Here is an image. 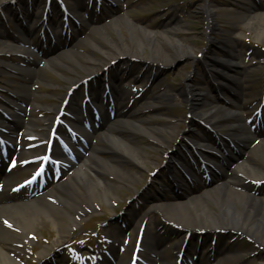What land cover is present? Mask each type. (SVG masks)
<instances>
[{
	"label": "bare ground",
	"instance_id": "bare-ground-1",
	"mask_svg": "<svg viewBox=\"0 0 264 264\" xmlns=\"http://www.w3.org/2000/svg\"><path fill=\"white\" fill-rule=\"evenodd\" d=\"M212 1L213 0H203L201 9L206 16L205 19L208 21L205 30L208 44L220 46L222 52L221 56L211 53L209 57H206L209 64L213 66V69H210H212L215 80L218 81L216 85H213V88H215V90L213 89L215 92L213 98L216 104L213 107L209 106L208 100L210 99V95L206 94L208 91L199 87H194L187 82L183 91L180 92L189 110V114L186 118L187 127H182L180 120L172 121L163 119L157 123H151L149 120L148 123V120L136 117L138 112L136 114H134L135 112L131 113L130 116H124L123 114L131 107L138 104L141 94L144 91L148 92L149 89H139L141 90L140 95L137 94L139 90H116L114 97L118 100L116 101L114 99L116 102L112 100V105H114L116 109L113 116H111V112L113 113L114 109L111 104H109V102L103 104V102L100 101L96 103V107H102L103 109L100 119L96 118L88 108L87 111L89 114L87 116L90 118L86 115L80 118L83 122H87L88 127H93L91 132H86L83 127L79 129L75 124L77 127L75 129H77L79 133H83L82 135L85 137V142L81 141L79 143L80 149H75L78 163L75 162L74 159H69L73 169L71 175L68 174L65 180L61 179L58 184H55L41 195L32 198L30 202H23L14 198L16 194H13L14 192L11 188L16 186L17 183L10 185L12 181L10 175L11 173H15L16 169L8 172L3 165L0 164V178H3L5 184L9 186L8 191L3 186H0V264H14L7 253L4 252H15L19 254L25 247L32 245L33 241L30 236L32 237V234L35 232V222L39 212L45 217H50L52 223L61 230L64 226L59 217L71 215L70 209H73L76 215L80 216L83 212L82 210L86 208V210H88L94 207L96 203H100L98 194L95 193V191L99 190L101 198L109 201L112 200L113 197L111 194L113 189H118L120 186L117 185L115 181L106 182L103 178L104 175L115 174L122 183L132 184L134 183L133 178L135 177L132 175H137L138 172H133L131 169L125 168L124 162L132 164L140 169L144 166L146 157L150 159L156 156V154H154L156 150L161 151L163 157L166 159L165 167H167V160L170 155L169 150L172 148L173 141L181 135L193 138L196 134L193 128L195 125L194 123L199 121L212 127L210 129L206 126L207 133H205L201 139L203 142L202 146H204L200 150L202 155H206L213 160H218L220 163L218 166H223V162H227L229 159L233 158L237 151L244 152L245 158L237 162L232 169H228L225 166L223 169H219V174L215 171L217 170L216 167H212L209 163L204 162L208 167L209 176L214 178L220 175V181H217L216 184L208 190L200 191L197 196L193 195L189 197L186 201H174L175 197H168L163 201L155 197L148 204L143 218H146L147 215L153 211L157 214L162 213L165 222H168L174 227L183 229L185 231V236L189 234L190 240L191 237L195 238L196 236H200L202 238L201 240H204L202 236L207 237V235L210 236L220 231H225L230 235H245L249 237L257 247H261L264 253V200L261 198V196L264 195V118L256 119L254 116L253 119H249L246 113L243 114L238 112V110L243 109L250 113L249 109H251V106L254 104L253 101L247 103L243 100L247 93L244 91V86L240 84L241 81H239V76L247 72L248 68L240 67L238 61H236V59L241 58L242 61L246 63L248 57H243L246 53H243V50L238 48L237 39L233 35H227L221 38L218 36H211L212 30H218V28H216L217 10L214 3H211ZM218 1L220 0H215V2ZM252 1L253 0H229V5L235 8V13L231 16L237 19V21H248V26L251 25L255 27L259 31L260 36H264L263 7L258 11L255 10L260 7V4L254 0L252 9L256 7L254 9L255 12L252 11V14H250V8L247 5ZM13 2L14 0H10L9 2L0 0V6L9 9L10 15H15L14 18L17 19H21L23 16L25 18H30L32 16V11L28 9L27 6L19 12L15 10L12 7L14 5ZM35 4H37V2H35ZM54 7L57 6L54 5ZM60 8L64 9L62 7ZM117 13V11H113L112 17ZM51 16H53L52 11ZM37 19L38 16L35 17V21H37ZM109 27L118 34L117 40H106L105 44H98L92 42L89 36H85V38L77 36L73 46L84 41L91 46L93 51L82 54L81 52H77V50H73V48L72 50L67 49L62 52L59 51L49 58V62L56 67H61L64 71L72 72L75 75L78 74V69L86 72L85 75L80 74L81 76L79 78L76 76H69L68 74L63 75L64 78L68 80L69 86L67 92L61 97V100L67 97L72 102L76 100L75 89L77 85L81 83H91V79L93 78L97 81V73L100 70H106L110 66L113 67V72L109 76H112L113 79L115 78V81L118 80L119 72L123 71L126 74L131 73L130 71L133 66V61H131V59L134 55L138 58L139 64H151L157 68H161L162 65L170 64L179 54H182L184 57H194L193 47L175 36V34L177 35V33L181 32L178 27L162 28L161 31L157 33L154 31L151 32L146 28L140 27L136 23L130 22L122 15L117 16L113 20L111 19ZM122 27H125L130 33L129 38L134 48L129 49L131 52H136L135 54L130 53L127 55L126 53L129 52V49L123 45L124 37L120 35V33L122 34ZM3 29L4 27L0 24V35L4 34ZM102 29L101 26H96L91 30L88 28V34L90 35L91 32L95 34L96 31L99 30L96 34H99L100 39H102L105 35ZM155 35L158 36V40L155 38ZM13 39L15 40H11L7 44L6 49L1 48L0 54H4V51H6V53L18 51L19 53L21 52V54L29 55L27 48H24V46L26 44L35 43L33 41V33L26 31L22 37H13ZM58 39L59 37L56 36V40ZM1 46L2 44L0 41V47ZM36 47L42 55L48 53V49L43 48V46L36 44ZM148 49L151 53L150 59H146L142 56L144 51ZM101 54L105 56L107 63H104L103 59L98 56ZM24 57L22 58L24 65L18 62L19 64H10L8 67L13 71L16 77L20 76L19 78L22 79L23 84H21V86H15L11 95H7L4 99L0 98L2 103H5V105L10 104L17 110V115H15L13 119L8 120L3 115L0 117V134L12 142H18L22 139L27 140L29 137L37 138L38 134L45 135L42 130L39 129V124L36 119L31 117L32 109L27 108L28 105L32 107L37 106V102L33 105V102L38 98L33 86L38 77L39 70L35 67L34 61H38L39 58L32 57V60H30L26 58V56ZM63 57L70 59L73 64L62 61ZM226 57H229L230 60ZM259 63H263V61L260 60ZM123 64L126 65L122 66ZM128 65H130L131 68ZM249 65L248 63L246 64L247 67ZM148 76L153 83L152 85H155L150 99L153 98V102L158 104H151L150 101H146L145 105L147 109H149L148 112H150L158 110L160 107L159 104H166V102L170 100L165 98L166 94L161 90V80L155 75L150 77L148 70H143L140 76L137 77L136 82L139 84ZM236 77L238 80H236ZM127 78L130 77H126L123 80L126 81L128 80ZM222 82L233 84L235 93L229 90V92L232 93L233 100L227 101L220 94L224 89L228 90ZM110 87L112 89V86ZM136 87L139 86L136 85ZM150 89L152 90V87ZM129 104H131L130 108H128ZM76 105V103L70 105L71 112L74 113L76 110H80ZM39 106L46 107L45 105ZM124 107L128 109L121 112ZM55 108L56 111L60 109L59 105ZM261 112L264 114V107L261 109ZM27 115L28 117L26 118ZM62 117L68 119L67 122L69 125H74L72 120L74 116L72 114L66 112ZM55 118L56 116H53L50 121ZM255 122H257L258 125H253ZM26 124L30 125L29 128L31 131L27 130L28 127H26ZM101 126L103 127L101 128ZM213 127L216 128V132L211 133ZM49 130L50 126L47 132H49ZM117 130L119 134H117ZM126 131L133 136L122 137L123 135L121 134ZM95 133L100 134L97 136ZM209 133L211 135L215 134L217 137H209ZM46 134L48 135V133ZM95 138L97 139V143L94 142ZM140 139L144 142L148 140L152 145H155V147L152 145H150V147L143 145L144 143L140 141ZM98 141L107 142V144L100 145ZM186 143L189 149L186 150L185 155L192 150V145L188 141ZM68 145L71 146L70 141H68ZM138 146H145L147 149L153 148V153L146 151L145 157L143 154L139 153ZM32 149L34 153L36 152L35 154H38V151H40L42 147L33 144ZM106 150L112 153L113 157L110 161L106 160L105 163L101 161L100 166V157L98 154ZM87 151L89 154L87 153L88 156L86 157L85 153ZM21 152L17 149L13 151V153H18L19 155ZM33 152H31V155L34 154ZM57 153L60 156L64 154V151L62 148H59ZM180 162L179 166H181V168L186 170V167H189V164L186 162V157L180 158ZM92 171L95 172L96 177L91 173ZM153 176L155 175L153 174ZM89 177L93 186H91L89 182ZM97 187H99V189H96ZM187 193L189 192L186 191V194ZM21 197L22 196L18 195L19 199H21ZM138 215L139 214L136 215L137 218H139ZM71 222L73 225H78L79 223L76 217L71 218ZM135 222L136 218L131 220V226L134 225ZM216 240H219L220 244L215 243L214 247L211 249L214 260L212 264L252 263V258L241 253L242 250H246V247H243L236 239L231 240L229 237L223 242L221 238ZM63 241L64 238L61 233V236L55 239L53 243L60 244ZM19 243H22L21 247L18 246ZM241 246L242 248L240 249ZM51 248L52 245H45L40 249L37 252V261L49 263L53 259L61 257L62 253L60 251L55 252L50 250ZM253 249H256L255 246ZM139 250H141L139 251V256L142 258L140 264H171V262L164 257V251L153 247L148 240L143 241ZM108 251L109 252L104 257V264H124V259L120 256L116 246L109 248ZM257 264H264V254Z\"/></svg>",
	"mask_w": 264,
	"mask_h": 264
},
{
	"label": "rangeland",
	"instance_id": "rangeland-1",
	"mask_svg": "<svg viewBox=\"0 0 264 264\" xmlns=\"http://www.w3.org/2000/svg\"><path fill=\"white\" fill-rule=\"evenodd\" d=\"M5 1L9 2L10 0ZM202 1L203 0H14V5L12 7L15 10H18V12L26 6L32 11V16L30 18L24 17L21 19L14 18L15 15L11 16L10 12L8 11L9 9L0 6V24L4 27V34L0 35V41L2 44L0 50L1 48L6 49L7 44L11 40H15L13 39V37H22L24 35V29H28V31L33 33L34 42L43 45L44 48L48 49V53L42 55L39 51H37V48H35L36 46H34L33 44H26L24 48H27L29 55L21 54V52L19 53L18 51H13L10 53H6V51H4V54H0V98L4 99L7 95H11L12 90L15 86H21V84H23L22 79L19 78L20 76L16 77L13 71L8 68L9 65L17 64L18 62L24 65V62L22 60L24 56H26V58L30 60H32V57H38L40 61L36 60L34 62L35 67L39 70V72L36 82L33 86L34 91H36V94L38 95V98L33 102V105H35V103L37 102V106L32 107L31 105H28L27 108L32 109H30L32 113L31 117H34L36 119L39 124V129L42 130L43 134H46L47 129L51 124L50 120L56 113L55 107H57L59 104H65V102L61 101V97L64 95V93L67 92L69 82L64 78L63 75L68 74L69 76H76L77 78H79L81 76L80 74H86V72L82 71L81 69H78L77 75L72 72L70 73L64 71L61 67H56L51 62H49V58L51 57V55H54L59 51L62 52L67 49L72 50L73 48V50H77V52H81L82 54L92 52L93 50L91 49V46L84 41L80 42L76 46H73L77 36L83 38H85V36H89L92 42H96L98 44H105L106 40H117L118 34L110 29L109 25L111 24V19L113 20L117 16L122 15L130 22L136 23L140 27L146 28L151 32L154 31L157 33L160 32L162 28L178 27L181 32L177 33V35L175 34V36L193 47L194 57H184L182 56V54H179L170 64L162 65L161 68H157L151 64H139L137 60L138 58L135 57V55L132 56L131 61H133V66L132 70L130 71L131 73L126 74L123 71L119 72L118 77L120 78V81H118L117 85L120 88L133 91H138L139 89L149 90L148 92L144 91L142 94L141 90H139L137 94H141V98L138 101V104H136L134 107H131V104H129L128 108H131L127 110L128 108L124 107L121 112L127 110L126 113L123 114L124 116H130L131 113L135 112L134 114H136L138 112L136 117L148 120V123L149 120L151 123H157L158 121L163 119L172 121L180 120L182 127L186 128V118L189 114V110L187 107V103L180 92L183 91V88L186 86L187 82L194 87H199L208 91V93L206 94L210 95V99L208 100L209 106L213 107L216 104L213 98L215 96V92L213 91V89L215 90V88H213V85H216L218 81L215 80V76L212 73L213 66L209 64L206 57H209L211 53L221 56L222 52L220 46L208 44V38L205 34L208 21L205 19L206 16L203 14V11L201 9ZM228 1L220 0L218 2H215V0H213L211 2L214 3L217 10L216 28H218L217 31L212 30L211 36H218L219 38H221L223 36L233 35L237 39L238 48L242 49L243 53H246L245 56L243 55V57H248V61L246 63H244L241 58L236 59L240 67L248 68L247 72H245L242 76H239V81H241L240 84L244 86V91L247 93V95L243 98L244 102L248 103L249 101L254 100L255 104H253L251 106V109H249L250 113L246 112V110L243 109L238 110V112L243 114L246 113L249 119H253L254 112H259V110L264 106V104L262 103V99L264 98V82L262 81V79H264V36H260L259 31L255 27H252L251 25L248 26V21H237V19L232 18L231 15L235 13V8L234 6H230L228 4ZM253 1L248 3L247 5L250 8V14H252V11L255 12V10H260L261 7H263L262 9L264 10V0H255L260 4V7H255L256 9L254 8L255 10L252 9ZM35 2H37V4H35ZM54 5H56L57 7H54ZM59 6L64 8L66 14L65 12L60 11ZM49 8L52 10V14L55 19L54 22L51 20L48 21L49 28L51 32H53V35L59 37V41L56 40L55 37L51 40L53 42H49V39L44 42L41 41L40 38L42 30L45 28V20H48L50 17V15L47 14V10ZM113 11H117L118 13L112 17ZM72 14H74L80 21L78 22V24L74 22L73 18H71ZM36 16H38L37 21H35ZM15 19L17 21L20 20V22L18 21V23H16ZM41 21L42 26L40 25L39 31H34V27L37 26V23L41 24ZM52 22L54 24L55 22L57 23L56 27L52 26ZM96 26H101V28H103L102 30H104L105 35L102 39H100L99 34H96L99 30L96 31L95 34H92L93 32H91L90 35L88 34V28H90L91 30ZM64 27H66V29L62 33H60V29ZM122 34L120 33V35L124 37L123 45L128 49L134 48L132 41L129 38L130 33L125 27H122ZM155 38L158 40L157 35H155ZM130 49L128 50L129 52H126L127 55L130 53H136L133 51L131 52ZM16 54H19L21 56ZM98 56L103 59L104 63H107L105 56H103L102 54ZM142 56L146 59H150V50H145ZM226 58L230 60L229 57ZM260 60L263 61V63H259ZM62 61H64L65 63L73 64L70 59L64 57L62 58ZM247 63L250 64L248 67L246 66ZM125 65L126 64H123L122 66ZM145 69L148 70L150 77H153L155 75L158 79L161 80V90L166 94L165 98L170 100L166 102V104H159L160 107L156 111L153 110L148 112L149 109H147L145 105L146 101H150L151 104L158 105L157 103L153 102V98L150 99V95L152 97V92L154 91L155 85H152L153 83L150 81L151 79L149 78V76L145 77L144 81L139 84L136 82L137 77H139L142 71ZM103 70L104 71L100 70L97 73L100 86L103 76L105 74H111L113 72V67L110 66L106 70ZM126 77L130 78H127L128 80L126 81L123 80ZM236 80H238L237 77ZM91 83L92 86L93 83L98 85V83L94 82V78L91 79ZM222 83L226 88H228V90L224 89L220 92V94L227 101L233 100L232 93H235L233 84L226 82ZM136 85H138L139 87H136ZM77 86L76 100L77 102L83 103L84 98L81 91V84H78ZM95 87L96 89L98 88V86ZM151 87L152 90L150 89ZM229 90H232V93L229 92ZM39 105H45L46 107H42ZM0 111H2L3 113L5 112V114L8 112L11 118H14L15 115H17V111L11 105H5V103H2L1 101ZM74 113L75 115H77L78 111ZM28 115L26 116V118L28 117ZM257 118L263 119L264 114L261 113L260 115L259 112ZM76 123L80 125L78 121H76ZM194 124L195 125L193 126V128H195V130H201L202 126H199V124L196 122ZM253 125H258V123L255 122ZM103 126H101V128ZM26 127H28V131H31L29 128V124H26ZM118 130L117 134H119ZM214 132H216V128L213 127L212 133ZM95 134L99 136L100 133ZM56 135H64V132L62 130H57ZM121 135H123L122 137L133 136L127 131L125 133L123 132ZM37 136V141L40 145L45 146L48 144V141L45 140L46 137L44 135L38 134ZM212 136H215V134L211 135V137ZM182 139L183 135L173 141L172 148H170L169 150L170 157L168 158V160H172L170 159L171 153H175L176 150L180 151L179 147L183 141ZM22 141H24L23 144L29 143V140L24 139ZM57 141V137L54 138V142ZM96 141L97 139L95 138L94 142L97 143ZM140 141H142L144 143L143 145L147 147H150V145H152L148 140L144 142L142 139H140ZM16 144H18V142ZM98 144L106 145L107 142L104 143L98 141ZM145 146H138V150L140 154H143L146 157V151H148L149 153H153V148L147 149V147ZM152 146L155 147V145ZM28 150L30 149L27 147L25 151L20 154L19 159L23 157L25 158ZM19 151L21 152V150ZM87 153L89 154V152L87 151L85 153L86 157L88 156ZM154 154H156V156L150 159L146 157V162L140 169L136 168L132 164L124 162L125 168H129L133 172H138L137 175H132L135 176L133 178L134 183L132 184L122 183V181L118 180L115 174H106L103 176L106 182L115 181L117 182V185L120 186L118 189H113V192L111 194L113 197L112 200L109 201L101 198L99 190L95 191V193L98 194L100 203H96L94 207L88 210H86L87 208L85 210H82V213L80 211V216L76 215L73 209H70L71 215L59 217L64 226L61 230H59L58 227L52 223L50 217H45L42 213L39 212L36 217L35 232L34 234H32V237L30 236L31 240L33 241L32 245L25 247L24 250L19 254L15 252L4 253H7L8 257L13 261L14 264H39L36 258L37 252L45 245H52V248L50 250H53L55 252L60 251L62 253V257L65 256L64 260H68L69 258H67V249L68 252H70L71 247L73 250H81L86 247L87 242L94 241V237L96 235H98L97 237H101L102 240H104L105 233H98L100 227L108 225L110 220L116 219L115 217L120 215V213L122 214L126 212L124 220H126L127 218H131L134 212H140L141 214H144L147 210L149 204L148 202L150 201L151 196H156L157 189H161V187L156 183V180H158L163 173L167 172V169L165 168L166 159L163 157L161 151L156 150V153ZM98 156L100 157L99 165L101 166V161L104 163L106 162V160L110 161L113 157V154L106 150L100 152ZM244 158L245 153L242 151H237L233 158L229 159L227 162H223V166H218V164H220L218 160L211 161L213 163V166L217 169L215 171H217L219 174V169H223L224 166L228 169H232L235 167L237 162L243 160ZM208 160L209 162H211L210 159ZM74 161L78 163V158L76 157ZM38 162L40 165L42 160H38ZM36 164L37 162H35L34 160L28 165H25L24 162L19 163L18 167L20 168V170L18 172L17 167L15 173H11L10 177L12 181L10 182V184L23 182L22 180L29 178V175L33 172V166ZM199 169L201 168L198 167V171ZM72 172V164L59 168L60 175L58 183L61 179L65 180L67 178V175H71ZM91 173L96 177L95 172L92 171ZM153 174L155 176H153ZM202 174L204 173L199 172L197 174L199 178L196 181L197 183H193L191 185H188L187 182L181 180V183H184L187 186H183L184 189H180V191H178V194L166 192L161 196H158V199H162L163 201H165L168 197H175L174 201H186V199L193 195L197 196L200 191H205L213 187V185H215L217 181H220L221 178L219 177L220 175L211 178V176L207 177L206 174L203 177ZM88 179H90V177ZM53 181H55V178L51 179L48 176L47 185L44 186L41 183L42 189H49ZM40 182L41 181L39 180L38 182L33 183L28 187H24V189L18 193V195L22 196L19 200L23 202H30L31 199L34 198V196L29 197L31 192L30 187H32L33 185H39ZM89 182L91 183V186H93L91 179ZM159 182L163 183L162 180H159ZM4 185L7 188L6 184ZM96 189H99V187H97ZM186 191H188L189 193L186 194ZM32 192H34V190H32ZM18 195L16 196L17 199ZM261 198L262 200H264V195H262ZM74 217H76V219L78 220V225L72 224L71 218ZM140 218H138V222L136 220V223L134 225L128 227L121 234V236H119L124 248L121 253L125 261L124 264H126L130 256L133 254V249L137 245L138 239H140V233L136 232L139 222L142 221ZM104 222L106 224H103ZM115 223V226L111 228L113 230L120 226L119 223ZM144 223V231L147 235H149L150 233H155L158 228L163 229L166 232V234H163L165 243L164 249L167 250L168 246L170 245L169 250H167L170 255L165 253L164 255L166 256L164 257L167 258L169 262L172 261L173 263L172 252L174 246L185 236V231L179 227H174L168 222H165L163 220L162 213L157 214L154 211L149 213ZM111 229H108L106 231H111ZM61 233L62 237L64 238V243L62 242L60 244H54L53 242L55 241V239L61 236ZM212 236H216V239L221 238L222 242L229 237L231 238V240L236 239L237 242H239L243 247H246V250H242L241 253L244 255H248V257L253 259L251 264H257L264 254L263 250H261V247H257L249 237L245 235H230L225 231H220L219 233L210 236L207 235V237L203 236L204 240H202V242L201 237L197 239L200 240V242L204 245L205 243L209 244V247L207 249L203 248L204 246H200L201 259H206L209 254L212 256V252H210L209 250L211 246L213 247L215 245L213 244L214 241L216 242V244H220L219 240L216 239L211 242ZM147 237L151 238L150 236ZM168 239L175 240H172L173 242L167 244ZM21 245L22 243L18 244L19 247H21ZM242 246L240 247V249L242 248ZM254 246L256 249H253ZM77 253L79 254V252ZM211 259L213 262V256L211 257ZM62 261V259L60 260V258H58L51 264H62ZM212 262H209L208 264H211Z\"/></svg>",
	"mask_w": 264,
	"mask_h": 264
}]
</instances>
